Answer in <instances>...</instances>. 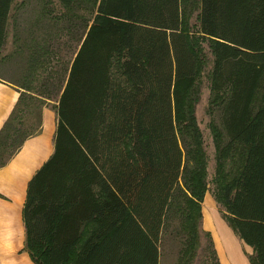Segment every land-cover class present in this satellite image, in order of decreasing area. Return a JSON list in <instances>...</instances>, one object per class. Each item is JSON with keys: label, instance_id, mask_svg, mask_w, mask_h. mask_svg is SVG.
Returning <instances> with one entry per match:
<instances>
[{"label": "trees", "instance_id": "16d2710c", "mask_svg": "<svg viewBox=\"0 0 264 264\" xmlns=\"http://www.w3.org/2000/svg\"><path fill=\"white\" fill-rule=\"evenodd\" d=\"M56 1L68 9L76 0ZM12 2L0 0V53ZM199 7V33L212 41V90L225 93L219 157L245 148L222 201L253 264H264V104L253 108L264 88V0ZM32 51L33 63H49L46 48ZM114 61L126 83L112 78ZM197 69L180 0H97L54 90L52 154L27 185L24 251L34 264H160L164 244L178 238V263L189 264L200 236L217 264L199 224L203 191L185 180L178 190L185 152L177 125ZM22 89L0 129V168L29 137L18 116L35 99H52Z\"/></svg>", "mask_w": 264, "mask_h": 264}, {"label": "rangeland", "instance_id": "374dc122", "mask_svg": "<svg viewBox=\"0 0 264 264\" xmlns=\"http://www.w3.org/2000/svg\"><path fill=\"white\" fill-rule=\"evenodd\" d=\"M96 3L97 0H76L70 8L64 9L56 0H13L5 44L0 53V81L26 85L32 88L33 92L52 97L50 100L44 97L35 99V103L18 116L22 120L23 133L28 135V138L40 133L43 110L55 115L53 109L57 95L54 90L68 67L82 31L94 16ZM199 8V0H180L181 30L186 34L191 49L197 55L198 69L195 84L187 95L181 121L177 125L178 139L185 152L184 171L178 190L185 192L183 185L185 180L195 191L198 189L203 191L202 199L199 201L200 229L209 235L217 264H225L221 244L214 233L205 205L211 207L208 210L215 226L221 224L229 234H233L232 238H238L225 212L222 189L240 168L245 148L240 145L234 146L228 159L221 160L219 157L225 142L220 125V106L225 93L216 94L212 90V41L199 33ZM37 48H46L48 64L34 62L33 65L30 58L33 56L32 50L36 51ZM111 76L118 82L126 83L119 62L114 61ZM43 83L45 87L42 86ZM263 104L264 88H261L254 97V110ZM53 119L55 124L56 118ZM16 124L17 122L13 120L12 125ZM175 202L181 204L177 196ZM174 208L180 213L182 205L178 207L175 205ZM172 224L175 226L176 220ZM186 236L188 237V234ZM178 241L174 239L164 244L160 264H179L182 246L181 242L177 243ZM208 241L204 236H200L194 245V256L189 264H214L210 257V249L207 247ZM240 247L244 258L240 252L239 255L243 264H246L245 260L248 264H253V250L243 245Z\"/></svg>", "mask_w": 264, "mask_h": 264}, {"label": "crops", "instance_id": "0c3cea01", "mask_svg": "<svg viewBox=\"0 0 264 264\" xmlns=\"http://www.w3.org/2000/svg\"><path fill=\"white\" fill-rule=\"evenodd\" d=\"M25 86L0 81V129L17 102L19 92H23L22 88ZM54 117L55 115L43 110L40 133L26 139L19 151L0 168V264H34L24 251L22 210L28 182L52 154ZM229 236L232 238L233 234L230 233ZM232 239L238 252L241 253L240 245L249 248L239 238ZM215 251L219 257L216 247ZM241 256L243 257L242 253Z\"/></svg>", "mask_w": 264, "mask_h": 264}, {"label": "bare ground", "instance_id": "6f19581e", "mask_svg": "<svg viewBox=\"0 0 264 264\" xmlns=\"http://www.w3.org/2000/svg\"><path fill=\"white\" fill-rule=\"evenodd\" d=\"M205 209L208 212V215L211 218L214 233L217 237L218 242L221 244L222 254L225 257V263L226 264H243V260H241L239 252L236 248V244L233 241V239L229 236V233L227 230L220 224H214L212 217L210 215V211L208 209H211L208 204L205 205ZM219 237V238H218Z\"/></svg>", "mask_w": 264, "mask_h": 264}]
</instances>
